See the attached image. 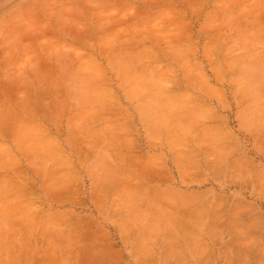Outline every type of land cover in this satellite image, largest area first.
<instances>
[{"label": "rangeland", "instance_id": "rangeland-1", "mask_svg": "<svg viewBox=\"0 0 264 264\" xmlns=\"http://www.w3.org/2000/svg\"><path fill=\"white\" fill-rule=\"evenodd\" d=\"M0 264H264V0H0Z\"/></svg>", "mask_w": 264, "mask_h": 264}, {"label": "bare ground", "instance_id": "bare-ground-1", "mask_svg": "<svg viewBox=\"0 0 264 264\" xmlns=\"http://www.w3.org/2000/svg\"><path fill=\"white\" fill-rule=\"evenodd\" d=\"M179 221V220H178ZM181 224V223H180ZM177 225H178V222H177ZM27 247V246H26ZM27 249V248H26ZM24 251V250H23ZM28 255V254H27ZM26 256V255H25Z\"/></svg>", "mask_w": 264, "mask_h": 264}]
</instances>
